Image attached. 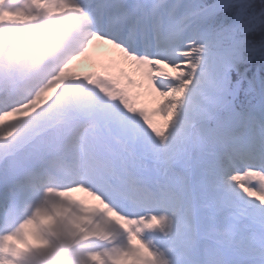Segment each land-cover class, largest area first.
I'll list each match as a JSON object with an SVG mask.
<instances>
[{
  "label": "snow or ice",
  "instance_id": "obj_1",
  "mask_svg": "<svg viewBox=\"0 0 264 264\" xmlns=\"http://www.w3.org/2000/svg\"><path fill=\"white\" fill-rule=\"evenodd\" d=\"M0 264H264V0H0Z\"/></svg>",
  "mask_w": 264,
  "mask_h": 264
},
{
  "label": "bare ground",
  "instance_id": "obj_2",
  "mask_svg": "<svg viewBox=\"0 0 264 264\" xmlns=\"http://www.w3.org/2000/svg\"><path fill=\"white\" fill-rule=\"evenodd\" d=\"M101 46V45H100ZM103 46V45H102ZM100 50L101 51H104L105 52V55H107L108 54V51H105L104 49H101L100 48ZM100 50L98 49V47H96V48H94V50H93V53H92V55H93V57L95 56V55H98V53L100 52ZM86 64V63H85ZM84 64V69L83 70H85L86 69V65ZM85 71H87V70H85ZM76 196H80L79 195V193H77V194H75Z\"/></svg>",
  "mask_w": 264,
  "mask_h": 264
}]
</instances>
